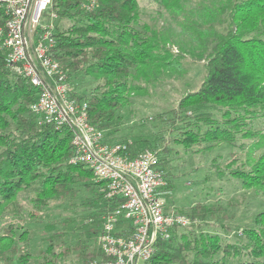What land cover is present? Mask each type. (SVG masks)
Listing matches in <instances>:
<instances>
[{
	"label": "trees",
	"instance_id": "trees-1",
	"mask_svg": "<svg viewBox=\"0 0 264 264\" xmlns=\"http://www.w3.org/2000/svg\"><path fill=\"white\" fill-rule=\"evenodd\" d=\"M84 1L51 0L44 16L56 15L53 54L67 73L71 95L86 103L89 122L108 142L125 144L131 156L154 151L167 191L173 186L166 168L170 143L207 151L219 143L243 148L238 138L249 139L243 161L233 152L223 168L216 162L213 167L218 176L229 170L242 188L264 196V0H202L194 6L190 0H152L158 19L151 23L141 15L140 0H95L89 10L82 7ZM184 55L204 60L205 76L168 118H159L164 132L152 139L112 137L116 112L131 95L143 92L141 82L172 72ZM4 56L0 49V222L5 213L18 211L17 195L24 187L37 184L32 200L37 212L58 195L75 194L80 185L89 193L81 205L91 210L90 225L63 251L76 250L87 264L99 255L89 239L97 236L102 216L122 199H107L105 182L85 164L70 162V130L39 123L31 109L38 89L12 72ZM81 76L92 79L88 91L76 90ZM259 118L262 126L254 129ZM235 161L238 165L231 168ZM178 211L190 223L175 228L168 239L158 238L148 264H264V210L248 226L233 223L217 204L198 201ZM12 225L0 229V264H31L26 246L16 243L23 234L15 238Z\"/></svg>",
	"mask_w": 264,
	"mask_h": 264
},
{
	"label": "built area",
	"instance_id": "built-area-1",
	"mask_svg": "<svg viewBox=\"0 0 264 264\" xmlns=\"http://www.w3.org/2000/svg\"><path fill=\"white\" fill-rule=\"evenodd\" d=\"M50 2L0 0L5 64L38 89L31 109L39 123L70 130V162L85 164L104 181L107 199H122L102 216L96 236L99 255L89 264H148L155 241L170 238L190 219L168 203V194L174 192L166 190L167 180L154 151L144 149L131 156L125 144L108 142L103 131L89 122L86 103L71 95L67 73L53 54L56 15L44 16ZM95 5V0L82 3L87 10Z\"/></svg>",
	"mask_w": 264,
	"mask_h": 264
},
{
	"label": "rangeland",
	"instance_id": "rangeland-1",
	"mask_svg": "<svg viewBox=\"0 0 264 264\" xmlns=\"http://www.w3.org/2000/svg\"><path fill=\"white\" fill-rule=\"evenodd\" d=\"M200 1L202 0H190L189 5L194 6ZM140 6L144 21L151 23L154 18L158 19L156 5L152 0H140ZM173 52H177L175 47ZM177 61L178 65L172 72L149 83L141 82L143 92L131 95L116 112L114 124L117 129L114 128L116 131L112 137L117 140L121 138L132 140L137 137L152 139L156 133L164 132V122L159 118H168L180 98L188 91L196 90L205 76L204 60L184 55ZM91 80L89 76L79 77L76 81V90L88 91L91 88ZM261 126L262 119L253 121L254 129ZM240 143L243 144V148L219 143L207 151L200 150L196 145L186 149L182 145L170 143L169 146L173 150L167 155L170 161L166 168L171 173L173 181L171 189L174 195L168 194L167 197L170 205L174 203L173 209L183 211L198 201L217 204L225 208L233 223L239 226L252 225L255 215L264 210V196L242 188L229 170H224L223 175L218 176L213 167V162H216L223 168L224 164L230 161L233 152L239 161H243L250 140L238 138L236 144ZM236 164L235 161L231 168ZM36 185L34 183L24 187L18 193L19 209L5 213L3 221L0 222L1 232L9 224H14L12 225L14 237L23 234L20 240L16 239V243L21 247L26 246L31 253V264H82V258L76 250L70 249L66 254L63 250L66 246L73 247L80 236L84 237L80 231L90 225L88 216L91 210L81 205L88 196V191L80 185L76 186L75 194L58 195L36 212L32 202L36 196ZM34 211L36 217L32 216ZM204 229L210 232L214 230L212 227ZM57 231L60 235L54 236L53 233ZM52 234L53 237H50ZM48 243H52L50 252L42 255ZM89 243L97 247L96 237L89 239Z\"/></svg>",
	"mask_w": 264,
	"mask_h": 264
},
{
	"label": "crops",
	"instance_id": "crops-1",
	"mask_svg": "<svg viewBox=\"0 0 264 264\" xmlns=\"http://www.w3.org/2000/svg\"><path fill=\"white\" fill-rule=\"evenodd\" d=\"M174 204V203H173Z\"/></svg>",
	"mask_w": 264,
	"mask_h": 264
}]
</instances>
